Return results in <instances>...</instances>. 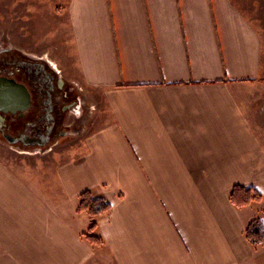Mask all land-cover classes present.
<instances>
[{"label": "crops", "instance_id": "obj_1", "mask_svg": "<svg viewBox=\"0 0 264 264\" xmlns=\"http://www.w3.org/2000/svg\"><path fill=\"white\" fill-rule=\"evenodd\" d=\"M56 2L67 36L52 62L99 109L53 178L29 180L0 156V264H259L264 243L245 236L264 221L255 22L237 0ZM236 185L263 200L234 206ZM85 191L112 206L95 219L101 245L83 236Z\"/></svg>", "mask_w": 264, "mask_h": 264}, {"label": "rangeland", "instance_id": "obj_2", "mask_svg": "<svg viewBox=\"0 0 264 264\" xmlns=\"http://www.w3.org/2000/svg\"><path fill=\"white\" fill-rule=\"evenodd\" d=\"M12 1L14 5V0ZM19 1L21 0H18V3ZM24 1L25 5L19 6L16 11L15 8H11L10 0H0V48L7 45L52 62L51 58L55 59L61 53L62 38L67 36L66 30L62 28L64 19L57 16L55 8L60 9L63 6L60 5L61 3L58 6L57 0ZM43 2L46 3L41 4ZM237 2L262 33L264 61V0H237ZM65 74L67 79L74 77L68 71ZM76 87L79 89L77 90L83 98V107H85L80 111L79 119L74 117L77 121L81 120L82 126L78 127L79 131H74L70 136L59 139L55 145L50 147V151L35 152V150L26 149L18 152L21 149H15L14 146L0 141V156L9 165L16 164L18 171L23 170L22 173L27 179H32L33 172L39 179L53 178L55 165L62 160L63 150L76 148L82 136L93 127L99 107L94 104L90 91H86L83 86L77 85ZM262 251L264 253V249ZM257 261L259 264H264V254Z\"/></svg>", "mask_w": 264, "mask_h": 264}, {"label": "flooded vegetation", "instance_id": "obj_3", "mask_svg": "<svg viewBox=\"0 0 264 264\" xmlns=\"http://www.w3.org/2000/svg\"><path fill=\"white\" fill-rule=\"evenodd\" d=\"M1 77L25 85L31 102L23 113L11 111L12 103L18 100L8 98L11 88L2 81L0 105L10 110L6 112L0 108V141L21 150H45L59 139L79 131L81 120L78 122L74 117L79 119L80 111L85 108L83 98L75 83L66 79L51 62L4 45L0 48Z\"/></svg>", "mask_w": 264, "mask_h": 264}, {"label": "trees", "instance_id": "obj_4", "mask_svg": "<svg viewBox=\"0 0 264 264\" xmlns=\"http://www.w3.org/2000/svg\"><path fill=\"white\" fill-rule=\"evenodd\" d=\"M263 200V195L254 186L236 185L230 192V201L236 207H247ZM111 203L103 197H95L90 191H85L79 196V213H86L92 220L88 231L84 233L85 239L94 245L103 244L102 239L95 233L97 224L95 219L111 210ZM247 241L252 247L257 248L264 243V221L254 219L245 231Z\"/></svg>", "mask_w": 264, "mask_h": 264}, {"label": "water", "instance_id": "obj_5", "mask_svg": "<svg viewBox=\"0 0 264 264\" xmlns=\"http://www.w3.org/2000/svg\"><path fill=\"white\" fill-rule=\"evenodd\" d=\"M2 81H4L7 85V87H10L11 88V91L9 93V91L7 92V96L8 98H12L13 100L16 99L18 100L17 103H12L14 106V108L11 110L13 112H16L17 110L21 111L22 113L27 110L30 106V102H31V97H30V93L29 91L27 90V88L25 87V85H22V84H18L15 80L13 79H10V78H7V77H1L0 78V100H2ZM6 91V90H5ZM17 92L16 95L12 96V94L14 92ZM5 94V93H3ZM6 96V95H5ZM4 96V97H5ZM11 102V101H10ZM16 102V101H15ZM2 104V102H0ZM11 104V105H12ZM9 106L12 108V106ZM17 105V106H16ZM0 108L6 112H8L10 109H4V107H2L0 105ZM21 113V114H22ZM8 138H11L10 136H7Z\"/></svg>", "mask_w": 264, "mask_h": 264}]
</instances>
